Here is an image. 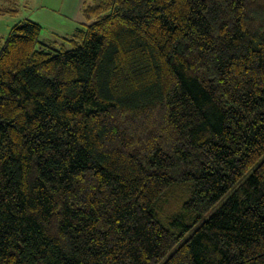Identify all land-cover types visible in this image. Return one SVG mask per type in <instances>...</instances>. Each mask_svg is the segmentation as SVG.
Returning a JSON list of instances; mask_svg holds the SVG:
<instances>
[{"label": "trees", "instance_id": "16d2710c", "mask_svg": "<svg viewBox=\"0 0 264 264\" xmlns=\"http://www.w3.org/2000/svg\"><path fill=\"white\" fill-rule=\"evenodd\" d=\"M81 12L0 36V264H264V0Z\"/></svg>", "mask_w": 264, "mask_h": 264}, {"label": "rangeland", "instance_id": "374dc122", "mask_svg": "<svg viewBox=\"0 0 264 264\" xmlns=\"http://www.w3.org/2000/svg\"><path fill=\"white\" fill-rule=\"evenodd\" d=\"M77 4L78 0H0V8L7 9L16 6L18 9L16 13H0V36H6L10 28L20 20L30 18L39 21L43 26L38 47H59L58 43L62 42L59 34L65 30L63 26H66V22L61 21L58 16L67 15L71 18ZM83 20H85L84 17ZM71 24L68 20L67 25ZM186 191V186L172 191L169 200L164 203V213L167 216L164 220L166 226L170 228L176 226L179 229L184 228V224L187 223L186 216L189 211L183 205L188 195ZM205 216L207 215L204 214L202 218Z\"/></svg>", "mask_w": 264, "mask_h": 264}, {"label": "crops", "instance_id": "0c3cea01", "mask_svg": "<svg viewBox=\"0 0 264 264\" xmlns=\"http://www.w3.org/2000/svg\"><path fill=\"white\" fill-rule=\"evenodd\" d=\"M85 0H78L77 8L73 11V15L70 18L69 16H61L59 15L58 17L61 19V21L66 22L65 30L62 32V34H59L61 36H66L69 35L79 24L83 23V15L81 12L82 6L84 4ZM72 19V20H71ZM71 21V25H67V21ZM39 22V21H38ZM56 42V41H55Z\"/></svg>", "mask_w": 264, "mask_h": 264}]
</instances>
